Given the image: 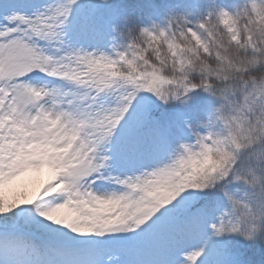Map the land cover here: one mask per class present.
Masks as SVG:
<instances>
[{"label":"snow or ice","instance_id":"snow-or-ice-1","mask_svg":"<svg viewBox=\"0 0 264 264\" xmlns=\"http://www.w3.org/2000/svg\"><path fill=\"white\" fill-rule=\"evenodd\" d=\"M0 264H264V0H0Z\"/></svg>","mask_w":264,"mask_h":264}]
</instances>
